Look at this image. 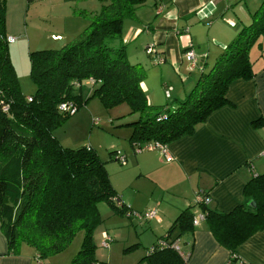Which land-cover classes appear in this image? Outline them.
Listing matches in <instances>:
<instances>
[{
  "label": "trees",
  "instance_id": "1",
  "mask_svg": "<svg viewBox=\"0 0 264 264\" xmlns=\"http://www.w3.org/2000/svg\"><path fill=\"white\" fill-rule=\"evenodd\" d=\"M98 1L100 13L76 42L59 51L31 54L30 76L36 93L28 102L9 58L5 4L0 0V101L7 107L4 112L0 106V228L10 254L26 245L43 260L63 251L75 233L83 231L81 247L70 264H102L96 259L92 238L100 222L98 205L104 203L126 214L127 206L116 196L105 165L93 149L62 148L52 135L71 116L60 112L59 106L72 104L78 110L88 79L96 82L89 89L91 96L105 108L127 104L130 114L140 115L131 124L129 142L134 150L154 142L167 146L192 135L213 112L228 104L226 92L232 82L255 76L250 51L264 37V1L252 14L251 23L239 30L176 110L151 107L141 88L145 70L128 63L122 44L123 22L134 18L146 0ZM160 117L164 119L158 121ZM197 208L216 242L230 252L228 264H236V249L264 231V174L246 183L243 203L233 211L222 213L203 204ZM192 209L182 211L170 226L164 238L167 245L175 241L176 229L180 234L193 231ZM144 260L147 264H187L188 259L168 247Z\"/></svg>",
  "mask_w": 264,
  "mask_h": 264
},
{
  "label": "crops",
  "instance_id": "2",
  "mask_svg": "<svg viewBox=\"0 0 264 264\" xmlns=\"http://www.w3.org/2000/svg\"><path fill=\"white\" fill-rule=\"evenodd\" d=\"M157 1L152 15L141 7L134 18L123 22L122 44L128 63L139 64L146 71L141 88L148 104L163 107L161 95L165 96L169 88L168 99L175 102L171 109L176 110L239 30L251 23L252 14L264 0H251V4L247 0ZM257 43L252 49L264 50V37ZM150 45L164 58L163 64H156L145 54ZM190 48L198 61L194 69L184 58ZM253 70L252 79L230 84L226 106L213 112L192 135L167 145L170 163L158 151L134 154L130 168L117 172L115 180H110L116 196L131 211L156 210L158 218L134 220L102 205V216L110 221L100 232V240L105 234L111 242L105 251H96L98 262L147 264L144 259L148 250L167 236L182 211L194 207L198 194L210 199L208 208L222 213L243 203L246 183L264 174V61L256 67L253 64ZM192 211L194 216L201 213L196 207ZM172 238L181 253L188 255L187 264L229 263L230 252L216 242L205 220L190 233L180 234L176 229ZM235 256L236 264H264V231L241 244ZM34 259L33 249L26 245H21L16 254L8 253L0 228V264H35ZM69 260L59 263L68 264Z\"/></svg>",
  "mask_w": 264,
  "mask_h": 264
},
{
  "label": "rangeland",
  "instance_id": "3",
  "mask_svg": "<svg viewBox=\"0 0 264 264\" xmlns=\"http://www.w3.org/2000/svg\"><path fill=\"white\" fill-rule=\"evenodd\" d=\"M251 2L253 1L247 0L248 4ZM4 4L5 34L7 37L15 38L13 44H8V53L18 87L26 98L33 97L36 87L30 76L31 54L59 51L66 45L76 42L88 28L91 19L100 13L101 2L98 0H4ZM142 9L147 13L151 11L148 14L152 15L155 11L154 0H146ZM250 60L256 67L264 61V50L260 51L256 47L252 49ZM212 66L210 65V68ZM82 88V106L74 115L67 117L61 126L54 129L52 135L62 148L79 149L90 146L104 163L110 180L114 181L116 173L128 170L131 160L134 159L135 153L129 142L133 132L131 124L139 121L141 117L139 114H130L127 104L105 108L98 98L87 92L86 87ZM161 96L165 102L163 107H168L172 111L171 106H174L175 102L165 98L164 94ZM161 106L154 108L159 110ZM142 119L144 120V117ZM115 151L126 156V166L122 167L110 159L111 153ZM132 174V172L129 173L131 176ZM102 205L104 203L98 205L100 222L92 233L97 252L105 251L111 242L106 235L108 241L104 244L106 240L103 234L100 240V232L106 229L110 221L102 216L100 210ZM105 207L110 211L107 206ZM131 218L135 220L133 216ZM82 239L83 231L76 232L63 251L43 260L40 259V263L60 264L59 262L66 261L68 257L71 263L81 247ZM34 260L35 264H39L37 259Z\"/></svg>",
  "mask_w": 264,
  "mask_h": 264
},
{
  "label": "built area",
  "instance_id": "4",
  "mask_svg": "<svg viewBox=\"0 0 264 264\" xmlns=\"http://www.w3.org/2000/svg\"><path fill=\"white\" fill-rule=\"evenodd\" d=\"M162 6H159L158 9L161 10ZM6 42L8 44H13L15 42V38L14 37H7L6 38ZM145 54L151 58L156 64H163L164 63V58L161 57V54L157 52L156 48L154 45H150L147 46L145 48ZM184 58L186 59V61L189 64L190 69H194L195 67H197V58L196 55L194 53V51L190 48L188 49V51H186L184 53ZM85 87H87L88 89H92L94 88V86L96 85V82L92 79H88L85 83H84ZM171 89L167 88L165 91V97L169 98V94H170ZM28 102H31V99L28 98L27 99ZM0 106L2 108V110L5 112L7 110V107L2 105V102L0 101ZM59 111L63 112L65 114L68 115H74L77 111L76 107H74L72 104H62L59 106ZM161 119H164V117H160L158 119V121H160ZM135 154L138 153H143V152H153V151H158L160 152V154L163 156L164 161L166 163H170L172 161V157L169 155L168 150H167V146L162 145L158 142H154V143H148V144H144L142 146H136L135 149L133 150ZM113 157L115 159V161L120 165V166H126L127 165V160H126V156L123 155L121 152L119 151H115V153L113 154ZM210 202V199L208 197H203L201 194H198L195 197V201H194V206L197 208L198 205L203 204V205H208ZM126 214L128 215V217H134L135 219L138 220H144V221H151V220H156L158 218V213L156 210H147L144 211L142 213H136L133 212L129 209V207H127L126 210ZM204 220V215L202 213H200L198 216L195 215L193 220H192V226L193 228L198 227L200 221ZM104 239L106 240V242L104 244L107 243L108 241V237L103 234ZM110 241V239H109ZM171 248L174 252H176L181 258L183 259H187L188 255L186 254H182L178 245L177 241H173L171 244L167 245V243L165 242V239H160L156 242V246L152 247L148 250L147 255H152L156 250L158 249H162V248ZM41 260H38L37 258V262L39 264Z\"/></svg>",
  "mask_w": 264,
  "mask_h": 264
},
{
  "label": "water",
  "instance_id": "5",
  "mask_svg": "<svg viewBox=\"0 0 264 264\" xmlns=\"http://www.w3.org/2000/svg\"><path fill=\"white\" fill-rule=\"evenodd\" d=\"M249 206H250L251 208H254L255 205H254V203L251 202V203H249Z\"/></svg>",
  "mask_w": 264,
  "mask_h": 264
}]
</instances>
